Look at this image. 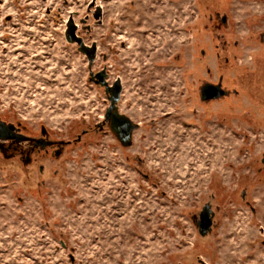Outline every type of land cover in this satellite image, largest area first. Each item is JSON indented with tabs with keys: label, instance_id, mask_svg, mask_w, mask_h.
Masks as SVG:
<instances>
[{
	"label": "rangeland",
	"instance_id": "rangeland-1",
	"mask_svg": "<svg viewBox=\"0 0 264 264\" xmlns=\"http://www.w3.org/2000/svg\"><path fill=\"white\" fill-rule=\"evenodd\" d=\"M72 21L122 81L132 146L100 127ZM221 76L229 95L203 101ZM0 116L69 141L0 155V264H264V0H0Z\"/></svg>",
	"mask_w": 264,
	"mask_h": 264
},
{
	"label": "water",
	"instance_id": "water-1",
	"mask_svg": "<svg viewBox=\"0 0 264 264\" xmlns=\"http://www.w3.org/2000/svg\"><path fill=\"white\" fill-rule=\"evenodd\" d=\"M103 11L101 6L95 11V18L98 23L102 22ZM226 19V18H225ZM66 40L70 43H77L79 50L84 52L89 60V68L91 69L90 81L95 82L100 87L105 89V92L110 101V105L107 108L105 114V120L100 124L103 128L105 124L109 125L110 129L115 133L119 141L123 146L129 147L133 145V137L135 130L139 127V124L131 119L128 115L121 113L119 110V102L121 101L123 84L120 78L114 81L112 84L107 79L108 73L106 69L95 73L92 70L93 64L97 57V44L94 42L92 45H87L84 39L77 34V26L71 22L66 31ZM226 91L222 89L221 83L218 85L205 84L202 87V98L216 99L224 96ZM21 124V122H19ZM16 128L15 124L7 123L0 117V151H3V144L7 141L16 140L18 137L14 132ZM43 129H46L43 127ZM264 161V159H263ZM199 231L202 235L208 234L212 230L214 223V212L211 204H206L200 212V218L198 220Z\"/></svg>",
	"mask_w": 264,
	"mask_h": 264
},
{
	"label": "flooded vegetation",
	"instance_id": "flooded-vegetation-1",
	"mask_svg": "<svg viewBox=\"0 0 264 264\" xmlns=\"http://www.w3.org/2000/svg\"><path fill=\"white\" fill-rule=\"evenodd\" d=\"M224 21L226 22V20ZM92 29L93 28L91 27L89 31H91ZM223 81H224V77L221 76L219 78L218 83H205V84L218 85L219 83H221L222 89L226 91V94L220 97L223 98L229 95V91L225 89ZM204 85H202L200 88L201 99L203 101H213L220 99V98H216V99L204 100L202 98V87ZM0 117L3 121L7 123H12V125L15 124L16 128L14 129V132L18 137L16 140L7 141L3 144L2 147L3 151H0L1 153L0 155H3L5 157L12 158L14 160H19L24 164L31 165L33 164V162L37 157L51 156V157L59 158L63 154L67 145L69 144V141L67 142V141L55 139L47 129L41 128L38 134H33L22 123L20 124L19 122H12L2 116ZM89 132L90 130H84L83 135H87ZM41 169H43V167ZM208 234H206L205 236H207ZM200 235L202 237H205L201 233Z\"/></svg>",
	"mask_w": 264,
	"mask_h": 264
}]
</instances>
